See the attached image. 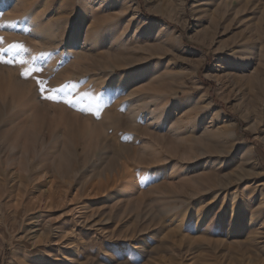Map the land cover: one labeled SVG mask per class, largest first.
<instances>
[{
    "label": "rangeland",
    "instance_id": "374dc122",
    "mask_svg": "<svg viewBox=\"0 0 264 264\" xmlns=\"http://www.w3.org/2000/svg\"><path fill=\"white\" fill-rule=\"evenodd\" d=\"M134 1L135 11L122 13L116 0H98L90 12L103 18L120 13L118 21L104 23L112 25L113 35L123 36L127 51L148 47L143 53L174 68L176 79L166 82L173 89L161 90L169 100L177 98L185 105L171 104L168 121L189 118V122L179 135L160 128L150 120L151 114L136 122L123 109L128 97L109 91L104 106H91L98 131L90 138L70 133L66 125L71 119L62 118L61 112L73 111V103H67V95L68 100L62 97L64 86L55 87L53 93L46 76L49 69L72 66L66 58L68 42L86 22V17L79 21L81 0H73L69 9L78 12L70 29L58 34L59 44L46 54L48 65H39L43 71L31 72L28 78L21 75L22 68L13 73L22 83L16 87L18 100L5 88L0 92V129L8 128L0 132V168L16 175L0 189V264H264L263 33L251 40L252 61L240 63L233 40L238 26L226 29L227 22L218 15L210 22L201 13V0H175L172 19L165 0ZM254 3L263 15L248 12L255 22L252 30L264 25V0H253L252 7ZM26 9L30 14L37 11ZM133 16L135 23L128 27ZM28 36L22 45L36 55L34 36ZM245 36L240 35V41ZM0 37L5 39L0 48L7 49L6 27H0ZM56 49L61 52L58 57ZM103 52L95 47L86 58L82 54L83 62L75 71L115 70L112 78H119V68L100 58ZM5 54L0 55L9 60ZM9 67L0 63L6 81ZM38 79L50 90L44 95H55L57 100L41 98ZM26 97L32 101L37 97L39 118L19 134L7 124ZM193 99L197 106L191 104ZM204 128L211 131L202 136ZM51 131L57 133L64 153L76 151L71 163L58 152L49 153ZM86 141L90 145L84 151ZM22 180L33 193L18 197L7 191L20 189L15 183ZM127 184L136 189L130 197L122 192ZM28 200L37 208L15 209Z\"/></svg>",
    "mask_w": 264,
    "mask_h": 264
},
{
    "label": "bare ground",
    "instance_id": "6f19581e",
    "mask_svg": "<svg viewBox=\"0 0 264 264\" xmlns=\"http://www.w3.org/2000/svg\"><path fill=\"white\" fill-rule=\"evenodd\" d=\"M116 1L120 4L119 8L122 13H126L130 9H134L135 11L137 8L134 0ZM181 1L184 3V0H178V3H181ZM97 2L98 0H81V15L79 21L86 17V22H84V30H80V28H78L77 31L72 33L71 40L68 42V52L66 58L68 59V62H72V66H69L64 70H61L58 68L59 66H57V69L50 70L49 66L47 67L48 64L45 62V56H47L46 54L50 53L53 49H55V46L59 44L60 41L57 39L58 34L65 29H70L72 25L71 19L75 17V12H78V9H74V11L69 9V5L73 3V0H0V11H3L4 13L3 24L7 22L10 25L6 27L9 33L10 45H22L24 39H28L29 34L34 36L33 43L34 47L37 49L36 52H38L36 55H34L33 52L17 49H12L11 51L6 52L5 55L8 56V59L12 60L13 63L10 64L6 75L9 78L8 81H6L0 74V92L4 90L3 88H5L14 93V95L12 94L13 99H17L16 87H22V83L15 80L13 73L20 68L25 71L23 67H27L33 62L38 64L37 68H39L42 64H47L46 67L47 70H49L48 75L46 76V82L53 87V93L56 91L55 87L64 86L62 88L64 90H61L63 92L62 97H65V94L68 99L73 102V111L63 109L61 112L62 118L69 117L71 119V122L66 125L67 129L70 130V133L84 137L89 136V138L94 131L96 133L98 129L92 123L93 114L91 106H104L107 94H109V91H112L115 95L124 93L126 97H128L123 104V109H128L130 114L136 119V122H139L143 118V115L151 114L150 120L157 122L160 128L167 129V131H173L175 134L179 135L182 127L186 126L189 122V118L169 122L166 111L171 104L177 108L184 107L185 101L177 98L169 100L168 93L161 90L164 86H168L170 89H173V85L168 83L171 80L176 79L177 74L174 72V68H172L169 63L167 64L162 61V58L152 57L151 55L143 53L145 51H149L147 46V49L143 48L145 49L144 51L143 49L140 51L138 48H133V51H127L124 45L123 36L113 35L114 28L112 25H105L104 23L110 19L118 21L121 14L115 13L108 18L91 15L92 13L90 12V7ZM164 2V7L169 12V17L172 19V15H175L174 12L176 11L175 0H165ZM251 2H253V0H201V3L199 4L202 6V15H208L207 18L210 22L217 20L216 16L218 15V17L220 16L223 21L227 22L225 26L226 29H229L233 25L238 26L239 31L234 33L233 40L237 45V51L235 53H237L236 57L239 59L240 63L252 61V54L249 50L251 48V40L260 33H263L264 36V25L262 26L257 24V27L255 26V29L252 30L255 22L251 21V18L248 16V12L251 11L249 13H253L254 15L260 14V16L263 15V12L258 11L260 7L256 3H254V7H252ZM55 5H57L56 9H54ZM101 5H103V3ZM10 6H14L15 9L10 10ZM26 6L32 8L33 10L37 9V11L35 12L32 10L34 13L30 14L28 13L30 10L26 11ZM88 13H90L91 16L88 15ZM69 15L70 19L68 18ZM135 17H131L128 22V27L135 23ZM258 17L257 19H259ZM240 35L241 37L246 35L244 41H240ZM81 44L82 46H80ZM95 47L98 49L101 48L104 51L103 54H100V58H105L108 62L113 63L115 67L119 68V73L121 74L119 78H112V72L115 70L112 72L108 70L106 72H102V74L98 73V71H102V69L97 71L86 68V70L82 73H77L75 71L74 67H79L80 63L83 62L82 60L84 57L86 58L88 53L91 52V49ZM56 53L57 57L61 54V52L57 49ZM82 54L85 56L82 57ZM20 61H25L26 63L22 64ZM126 65H129V67L126 68ZM108 80L110 81V84L107 83ZM167 81L168 83H166ZM86 84L89 85L85 86ZM143 87H147L148 91L139 90ZM56 89L58 90V88ZM68 99L66 98V100ZM19 102H21V98ZM35 104L37 105L35 106L37 109L33 108ZM191 104L194 107L199 103L197 99H193ZM17 109L19 110L12 112V118L8 121L7 126L9 127V130H15L20 134L23 132V126L27 125L29 121L36 122L39 118L40 110H38L39 104L37 97H35L33 101L30 97H26L25 102L19 105ZM55 115L57 114L55 113ZM5 123H7V121ZM5 130L8 131V128ZM3 131L1 128L0 132ZM209 131L211 130L204 128L202 136L203 134L204 136L206 133L208 134ZM101 132L102 131H99L97 135ZM56 136L57 133L51 131V141L49 144L51 151H49V153L51 155H55L58 152L61 159L71 163L72 156L74 157L76 151L72 154L69 152L64 153V150L61 149L63 146H60L61 144L58 142ZM18 140V137L15 138L16 142H18ZM86 142L87 143H85V145L83 144V148L85 149L84 151H86L89 147L87 144L90 145L89 141ZM51 160L50 164L53 163V158H51ZM13 172L11 169L7 170L0 168V176L2 177L0 178V189L15 181L16 175ZM182 174L186 175L185 172H182ZM171 177L173 176L171 175ZM15 185H17L20 189L14 188L11 191L7 188V191H9L12 195L23 197L24 195L33 193V190L29 191L28 188L25 189L23 180L15 183ZM132 187L133 186L131 185L123 187L122 192L124 197L134 195L136 189ZM36 208L37 204L32 202V200H28L27 202L22 201L15 207L16 210L24 212H29Z\"/></svg>",
    "mask_w": 264,
    "mask_h": 264
},
{
    "label": "snow or ice",
    "instance_id": "6c2138e0",
    "mask_svg": "<svg viewBox=\"0 0 264 264\" xmlns=\"http://www.w3.org/2000/svg\"><path fill=\"white\" fill-rule=\"evenodd\" d=\"M3 11H0V19L3 18ZM10 26L7 22L4 24H0V27H8ZM4 38L0 37V43H3ZM12 49H17V50H22V51H27V49L24 48L23 45L21 44H12L9 45V47L7 49L4 48H0V54L7 52V51H11ZM0 63H5V64H11L13 63L12 60H5L3 58V55H0ZM20 63H26L25 61H20ZM42 71L41 68H31V69H26L24 72L21 73L22 76H24L25 78H28V76L30 75L31 72H40ZM37 83L41 86L40 87V93H41V98L43 99H47V100H57L58 97L55 95H44V93L50 91L49 89H46L43 87L44 82L41 80H37ZM68 104H72L73 102L71 100L67 101ZM97 116H99V112L95 113ZM123 257H118V259H122Z\"/></svg>",
    "mask_w": 264,
    "mask_h": 264
}]
</instances>
